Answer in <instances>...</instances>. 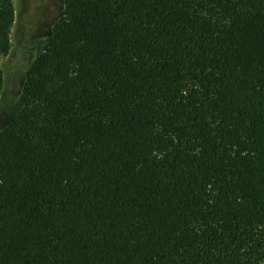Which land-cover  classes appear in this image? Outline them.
<instances>
[{
    "label": "trees",
    "instance_id": "obj_1",
    "mask_svg": "<svg viewBox=\"0 0 264 264\" xmlns=\"http://www.w3.org/2000/svg\"><path fill=\"white\" fill-rule=\"evenodd\" d=\"M0 264H264V0H64L0 131Z\"/></svg>",
    "mask_w": 264,
    "mask_h": 264
},
{
    "label": "rangeland",
    "instance_id": "obj_2",
    "mask_svg": "<svg viewBox=\"0 0 264 264\" xmlns=\"http://www.w3.org/2000/svg\"><path fill=\"white\" fill-rule=\"evenodd\" d=\"M15 21L11 29V47L0 58V131L15 113L29 65L60 19L64 0H12Z\"/></svg>",
    "mask_w": 264,
    "mask_h": 264
}]
</instances>
